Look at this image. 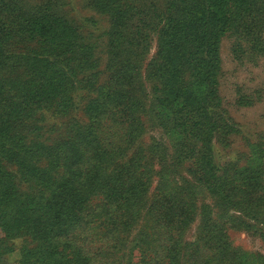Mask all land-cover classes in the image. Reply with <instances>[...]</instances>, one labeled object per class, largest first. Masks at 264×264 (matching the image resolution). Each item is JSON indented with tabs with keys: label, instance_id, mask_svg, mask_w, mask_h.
Segmentation results:
<instances>
[{
	"label": "trees",
	"instance_id": "1",
	"mask_svg": "<svg viewBox=\"0 0 264 264\" xmlns=\"http://www.w3.org/2000/svg\"><path fill=\"white\" fill-rule=\"evenodd\" d=\"M100 1L114 13L112 26L118 31L132 19V8L123 0ZM45 2L42 15L51 19L43 25L35 21L33 35L40 29V37L67 40L58 26L63 21L66 29L71 27L50 13V0ZM152 17V24L160 28L156 57L148 68L157 123L178 136L182 159L190 162L186 171L194 181L220 204L264 223V156L255 170L230 174L216 162L206 137L214 128L218 101L219 37L227 31L238 45L262 54L264 0H167L164 9L153 12ZM9 30L5 3L0 0V57ZM117 34L118 40L124 41L122 32ZM138 44L126 42L132 49ZM38 56L44 61L41 76L17 85L13 93L0 75V90L10 102L6 111L0 110L7 118L6 124L0 122V153L25 164L22 179L35 186V194L23 195L0 166V228L5 234L0 257L12 249L9 240L28 236L35 245L31 250L22 248L20 264H104L115 251H122L117 247L126 243L124 234L132 226L137 200L145 196L152 177L149 164L137 150L125 158L119 139L113 145L109 134L101 138L95 133L103 126L122 130L127 149L141 136L142 107L132 95L133 87L139 86V59L130 58L120 66L114 80L120 90L97 105L100 114L85 131L62 133L44 159L41 155L46 150H38L32 164L29 159L34 158V152L20 138V128L26 133L28 126H20L18 118L31 114L33 106L40 103L62 108L67 85L77 71L76 66L63 69L59 49H46ZM119 160L123 162L118 164ZM160 192L159 187L155 189L146 210L153 229L139 232L130 241L119 256L123 264H131L134 251L139 259L135 264L176 262L178 235L193 221L194 204L184 195L159 197ZM98 229L97 236L110 244L92 251L94 240L87 241V233ZM193 251L188 264H236L239 257L217 229L212 235L201 232Z\"/></svg>",
	"mask_w": 264,
	"mask_h": 264
},
{
	"label": "rangeland",
	"instance_id": "2",
	"mask_svg": "<svg viewBox=\"0 0 264 264\" xmlns=\"http://www.w3.org/2000/svg\"><path fill=\"white\" fill-rule=\"evenodd\" d=\"M2 2L5 3L10 30L2 45L0 75L4 76L3 81L8 87L13 88L9 93H13L17 85L41 76L44 61L38 55L46 49L61 51L60 60L65 71H69L72 66L77 67L76 74L67 85L62 108H57L55 104L40 103L33 106L31 114L20 115L18 118L20 126H28L29 132L26 133L20 128V138L23 137L24 145H29L34 152V158L29 159L33 160L32 164H35L38 150H46L41 155L43 158L49 149L54 148L56 139L62 133L85 131L100 114L97 105L120 90L114 83L120 66L130 58L139 59V86L133 87L132 95L142 107L141 120L144 128L141 136L127 149L122 143V130L103 126L95 133L101 138L103 134H109L113 145L119 139L118 146L122 144L125 148V158L132 156L137 150L149 164L152 177L145 196L137 200L139 204L134 209L132 226L124 234L123 240L126 243L119 246L117 244V248L122 251H115L102 263L123 264L119 256L130 241L139 232L153 229V223L146 218V210L152 202L155 189L159 187V197L180 194L191 199L194 204L193 221L178 235V252L174 264H188V257L194 253L200 233L212 235L215 229L236 249L239 256L236 264H264V223L230 210L212 197L204 186L194 181L186 171L190 162L182 159L178 136L169 128L163 129L156 121L157 113L152 110L148 68L156 57L160 28H155L152 24V13L163 10L167 0H123V3L132 8V19L119 31L112 26L113 12L103 1L50 0V13L57 15L60 21L66 20L71 27L66 29L63 21L58 26L63 31L62 35L67 37L65 41H51L46 35L40 37V29L33 35L35 21L43 25L51 19L41 12L46 5L45 0ZM120 31L124 41L118 40L117 32ZM132 40L139 42L136 49L126 45V42L130 43ZM218 47V101L214 128L206 137L210 140L215 160L223 171L230 174L243 173L260 166L261 157L264 156V45L262 54H253L244 44L238 45L237 39L225 31L219 37ZM9 105L10 102L0 90V110L6 111ZM0 122L6 124L7 118L0 115ZM7 156L10 157L9 154L2 157L0 153V166L6 177H13L16 188L23 195L35 194L34 183L32 186L22 179L26 165ZM121 160L118 164L123 162ZM31 186L33 190L29 192ZM99 232L101 231L98 229L87 233V241L94 240L91 244V248H94L92 251L110 244L97 236ZM4 239L5 234L0 228V242ZM34 245L28 236L9 240L8 248L12 249L0 257V264H20L22 248L28 247L31 250ZM137 254L134 251L131 264L138 262ZM100 257L98 256L99 259Z\"/></svg>",
	"mask_w": 264,
	"mask_h": 264
}]
</instances>
